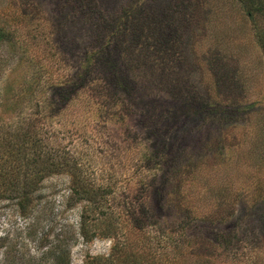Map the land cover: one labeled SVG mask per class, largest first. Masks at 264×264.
<instances>
[{
    "label": "rangeland",
    "instance_id": "374dc122",
    "mask_svg": "<svg viewBox=\"0 0 264 264\" xmlns=\"http://www.w3.org/2000/svg\"><path fill=\"white\" fill-rule=\"evenodd\" d=\"M87 1L94 9L86 15L76 0H0V24L12 36L0 41L2 131L42 113L55 84L75 74L84 36L101 17L132 85L126 95L99 80L51 120L48 146L78 158L80 178L111 188L101 209L69 198L66 173L44 178L27 207L0 197V264H55L59 249L61 264H83L114 244L122 264H264V56L237 4L201 0L217 6L197 14L214 15L201 19L202 38L193 43L186 25L182 43L166 49L158 30L183 12L176 0ZM138 82L148 89L138 92ZM165 96L174 115L166 110L168 128L150 139L142 114L158 115ZM195 99L214 107L194 115ZM162 144L165 165L142 157ZM156 190L166 193L163 206ZM84 210L91 225L109 222L114 237L97 234L103 227L81 235ZM222 211L232 215L207 219Z\"/></svg>",
    "mask_w": 264,
    "mask_h": 264
},
{
    "label": "trees",
    "instance_id": "16d2710c",
    "mask_svg": "<svg viewBox=\"0 0 264 264\" xmlns=\"http://www.w3.org/2000/svg\"><path fill=\"white\" fill-rule=\"evenodd\" d=\"M81 6V13L86 14L94 9L92 5L89 4L87 0H76ZM188 1H193V3H187ZM139 2V1H138ZM233 4H237V10L241 13L242 17L245 19L246 25L250 27L255 39L256 44L261 49L264 56V0H232ZM181 4H185V9L183 5L179 4L176 0L175 5H180L183 9L181 15L174 17L173 19L167 20L168 22L164 25L168 27L166 29H159L160 42L166 46H171L172 44L178 43L184 36L185 31L182 28L186 25L191 26L190 36L193 38V43L197 42L198 39L202 38L204 33L205 22L201 19H205L209 22L212 20L214 15L210 14L202 15L201 19L197 14L203 10L213 11L216 7L214 5H207L205 8L203 6L208 4L206 2H201V0H180ZM2 12L0 13V20L2 18ZM21 13H19V17ZM87 15V14H86ZM91 16H93L91 14ZM150 20V16L144 18ZM200 19V20H199ZM101 21L97 22L98 26L94 25L90 27V30L85 34L87 41L81 47V55L79 64L74 68L75 74L68 77L66 75L58 84H55V88L58 89L57 95L51 99H45L42 102L43 111L42 113L38 110L34 112L27 113L25 117L20 118L15 127H11L8 131H2L0 128V149L4 153L0 154V197H13L17 200V204L23 207H27L32 203L33 193L39 188L41 181L53 174L66 173L70 177V199L74 198V201L87 200L91 207V204L96 210L97 207H102L103 200L106 197V192L110 193L111 188L100 185H96L95 182H86L79 176L78 167L79 164L75 156H71L67 152H62L58 149L53 150L48 146V139L55 136L54 130L52 128L51 120L61 113V110L73 99V96L81 89H85L88 86H96L97 81L101 80L104 82V86L115 88L114 91L123 92L128 95L131 93L132 85H128V81L124 76V62L121 60L122 55L119 54L120 48L112 44L111 42V32H106L103 29L102 24L104 23V18L101 17ZM121 20V19H120ZM152 21V20H151ZM164 21V20H163ZM162 21V24H163ZM102 26V27H101ZM117 29V28H115ZM117 31L113 34L117 35ZM146 35V34H145ZM141 37V33H138ZM6 40L11 42L12 36L11 32L0 24V41ZM144 44V43H143ZM118 49V50H117ZM96 76V77H95ZM102 86L100 89H104ZM148 87L142 85L138 82V92L146 91ZM167 94V91H166ZM164 101H161V112L158 115L150 116L151 114H142L141 124H146V129H148V137L150 139L162 136V133L168 128L169 118H164V114L169 111L170 115H174V110L172 107L177 106L166 102V96L163 97ZM153 101H156L155 99ZM151 102V100H150ZM194 102V101H193ZM196 105L193 108L194 115L204 116L203 108L214 107L210 102L197 101L195 99ZM149 104V102H148ZM180 104V103H177ZM205 104V105H203ZM207 104H209L207 106ZM219 105L218 103L215 104ZM202 109V110H201ZM217 113L230 112V106L225 109L214 110ZM166 112V113H165ZM157 113V112H156ZM211 113V112H210ZM178 116V115H177ZM168 117V116H165ZM180 117V116H178ZM166 120H164V119ZM164 123V125H162ZM159 125V126H158ZM53 130V131H52ZM159 142H165L160 140ZM5 148V149H4ZM152 149V150H151ZM165 145H160L157 147H152L150 149H145L142 157L147 161H155L159 166H163L168 163L167 159L170 152L166 150ZM160 190V189H159ZM156 190V203L158 206L164 205L165 200L163 197L166 193H160ZM187 210V209H186ZM86 211V212H85ZM185 212L186 217L188 212ZM217 214H207L209 219L214 217L217 221H222L226 218V215H232V212H224ZM100 213H97V217ZM221 214V215H220ZM89 212L84 210L80 215L79 220V232L86 239L89 237H94L97 234H102L103 236L114 237L116 231H113L109 227L108 223H102V220H97L93 225L89 224L90 218ZM213 215V216H212ZM222 216V218H220ZM104 221V220H103ZM97 224L99 226H97ZM96 227H103L96 234ZM105 227L107 230H105ZM92 229V233L90 232ZM97 229V228H96ZM231 233V230L226 232ZM119 249V248H118ZM116 244L112 246V250L107 257L101 256H88L83 264H122L118 258ZM62 250H53V256L55 257V264H61V259L63 258ZM131 264H135L132 262Z\"/></svg>",
    "mask_w": 264,
    "mask_h": 264
}]
</instances>
